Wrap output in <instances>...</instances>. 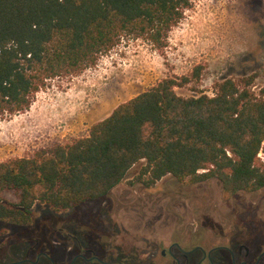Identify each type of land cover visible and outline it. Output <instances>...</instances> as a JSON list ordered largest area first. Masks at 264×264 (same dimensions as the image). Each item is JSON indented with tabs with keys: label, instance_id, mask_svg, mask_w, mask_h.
Returning <instances> with one entry per match:
<instances>
[{
	"label": "trees",
	"instance_id": "16d2710c",
	"mask_svg": "<svg viewBox=\"0 0 264 264\" xmlns=\"http://www.w3.org/2000/svg\"><path fill=\"white\" fill-rule=\"evenodd\" d=\"M194 0H0V120L28 110L49 80L79 75L124 37L156 49ZM202 65L166 76L119 104L88 136L0 162V221L31 222L36 202L57 212L106 196L129 170L150 187L167 175L217 179L224 192L264 189V86L256 75L224 79L213 95L182 96Z\"/></svg>",
	"mask_w": 264,
	"mask_h": 264
},
{
	"label": "rangeland",
	"instance_id": "374dc122",
	"mask_svg": "<svg viewBox=\"0 0 264 264\" xmlns=\"http://www.w3.org/2000/svg\"><path fill=\"white\" fill-rule=\"evenodd\" d=\"M197 65H202L199 82L177 87L178 94L213 95L218 81L250 75L257 76L254 90L259 91L264 0H194L163 50L146 39L124 37L95 66L49 80L28 110L0 120V162L88 136L91 126L119 104L166 76L188 75ZM260 153L264 163V143ZM144 163L98 200L61 212L36 202L28 225L0 221V259L20 258L26 241H38L57 264H69L77 242H84L125 264H176L162 251L179 241L187 250L243 246V254L245 247L250 252L248 264L255 263L264 251V189L228 194L217 179L192 184L171 175L148 187L137 180ZM200 254L180 256L181 263L197 264ZM214 259L231 264L222 254Z\"/></svg>",
	"mask_w": 264,
	"mask_h": 264
},
{
	"label": "flooded vegetation",
	"instance_id": "af4514ba",
	"mask_svg": "<svg viewBox=\"0 0 264 264\" xmlns=\"http://www.w3.org/2000/svg\"><path fill=\"white\" fill-rule=\"evenodd\" d=\"M243 246H228L219 244L206 250L201 245H195L192 249H184L179 241H172L166 251H162V255L169 254L176 264H182L180 256H184L186 259L192 255H202L199 258L197 264H203L204 261H208L209 264H215L214 257L218 254L226 256L231 264H248L247 258L250 255L249 249L245 247V253L243 254ZM75 253L71 258L69 264H77L79 261H84L86 264H125L120 258L110 260L106 258L105 252H96L88 243H78L75 245ZM32 256L35 258L32 259ZM264 251L259 254L254 264H264ZM42 261L48 264H57L51 253L43 247V244L38 241H26L25 251L20 258H11L8 262L0 259V264H40Z\"/></svg>",
	"mask_w": 264,
	"mask_h": 264
},
{
	"label": "water",
	"instance_id": "95a60500",
	"mask_svg": "<svg viewBox=\"0 0 264 264\" xmlns=\"http://www.w3.org/2000/svg\"><path fill=\"white\" fill-rule=\"evenodd\" d=\"M101 262H103V263H105V264H108V263H106V262H104V261H101Z\"/></svg>",
	"mask_w": 264,
	"mask_h": 264
},
{
	"label": "built area",
	"instance_id": "2783aa9c",
	"mask_svg": "<svg viewBox=\"0 0 264 264\" xmlns=\"http://www.w3.org/2000/svg\"><path fill=\"white\" fill-rule=\"evenodd\" d=\"M259 155L261 156V153H259Z\"/></svg>",
	"mask_w": 264,
	"mask_h": 264
}]
</instances>
